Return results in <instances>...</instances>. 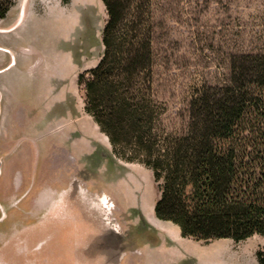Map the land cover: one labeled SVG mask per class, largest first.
<instances>
[{
  "label": "rangeland",
  "instance_id": "374dc122",
  "mask_svg": "<svg viewBox=\"0 0 264 264\" xmlns=\"http://www.w3.org/2000/svg\"><path fill=\"white\" fill-rule=\"evenodd\" d=\"M62 4L0 36L19 58L0 73V264H258L259 235L198 241L155 216L152 170L117 154L77 83L103 52L106 9ZM17 17L12 10L5 24ZM148 18L160 128L181 135L192 99L225 90L235 63L264 54V0H151ZM251 90L264 103V85Z\"/></svg>",
  "mask_w": 264,
  "mask_h": 264
},
{
  "label": "trees",
  "instance_id": "16d2710c",
  "mask_svg": "<svg viewBox=\"0 0 264 264\" xmlns=\"http://www.w3.org/2000/svg\"><path fill=\"white\" fill-rule=\"evenodd\" d=\"M150 1L101 0L103 52L77 79L85 111L117 154L152 170L154 214L177 225L182 237L264 241V103L250 95L264 85V54L235 63L229 87L192 99L186 132L167 134L160 128L165 107L152 92ZM12 6L0 0V21ZM245 132L254 139L241 138ZM256 259L264 264V246Z\"/></svg>",
  "mask_w": 264,
  "mask_h": 264
},
{
  "label": "crops",
  "instance_id": "0c3cea01",
  "mask_svg": "<svg viewBox=\"0 0 264 264\" xmlns=\"http://www.w3.org/2000/svg\"><path fill=\"white\" fill-rule=\"evenodd\" d=\"M13 2V6L11 7L10 11L6 15V17L0 21V36L2 39L5 34L9 32H13L15 28L22 25L26 20H35L40 18L41 16H46L51 14L52 12L63 13L66 11L67 6L63 5L62 2L64 0H11ZM59 2V3H58ZM12 10H16L18 13V17L15 22L11 24H5L6 20L8 19L9 14ZM4 54L11 55V60L7 64L0 65V73H9L17 68L19 58L15 54L14 50L8 46H3L0 44V59ZM37 60H35L36 62ZM1 113V111H0ZM51 124V123H50ZM64 125L66 126L65 121H61L59 123H52L50 130L53 131H60ZM167 222V221H166ZM174 228L180 231V228L171 223Z\"/></svg>",
  "mask_w": 264,
  "mask_h": 264
}]
</instances>
